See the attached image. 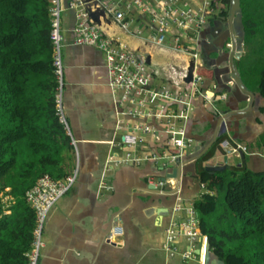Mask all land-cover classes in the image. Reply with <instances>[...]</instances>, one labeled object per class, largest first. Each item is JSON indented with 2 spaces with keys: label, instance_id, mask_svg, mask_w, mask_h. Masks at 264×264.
Returning a JSON list of instances; mask_svg holds the SVG:
<instances>
[{
  "label": "crops",
  "instance_id": "0c3cea01",
  "mask_svg": "<svg viewBox=\"0 0 264 264\" xmlns=\"http://www.w3.org/2000/svg\"><path fill=\"white\" fill-rule=\"evenodd\" d=\"M191 1L182 0L179 5L184 6ZM206 2L209 1L194 0V6L205 9ZM133 14L136 24L144 28L142 38L125 35L114 24L108 26L109 32L117 33L133 49L150 51L145 41L148 39L147 18L141 19L143 17L135 11ZM62 26L65 39L62 48L66 77L65 108L73 137L77 140L76 159L68 160L65 170L69 174L78 167L79 172L75 186L48 215L44 231L45 248L39 264H203L207 248L205 240H198L195 260L186 261L181 256L189 245L184 236L176 241V254L170 255L163 249L165 231L175 216V204L180 201L192 204L200 198L202 190L196 174L200 160L182 167L181 179H177L179 194L176 196L158 194L157 189H151L153 185H149L148 180L163 179L170 174L169 169L174 170L178 165L164 169L144 163L107 170L105 162L110 152L107 142L119 140L121 131L115 132V108L107 85L105 58L95 48L72 44L75 26L72 10L63 13ZM204 27L203 38L210 43L203 46L201 64H205V59L211 64L215 61L218 70H222L225 82L222 86L227 87L223 93L227 95L226 100L218 102L226 105L227 109L208 106L202 98L194 101L186 123L188 136L195 141L194 153L201 158L207 155L206 160L211 159L207 165H223V147H216V141L225 136V139L248 145L252 152H258L252 156L245 154L240 159L241 162L245 160L247 168L252 171L263 172L264 146L260 147L259 143V137L264 134V115L260 112L263 101L254 92L255 98L248 100L232 83L229 63L224 65L230 56L229 48L228 53H224L228 40L221 41L222 33L228 36L227 30L219 25L218 20L212 26L206 24ZM213 54L219 56L211 59ZM153 60L169 63L176 59L172 52L166 50L161 55L154 53ZM188 61L193 64L191 58ZM210 84L205 81L203 86L208 88ZM146 147L159 152L161 141L149 142ZM116 154L121 156L122 151L116 150ZM70 155L73 156V152ZM187 172L192 175L187 177ZM4 200L8 206L13 203L10 196ZM179 216L183 218V213ZM115 224L120 225L124 234L116 241H110L109 235Z\"/></svg>",
  "mask_w": 264,
  "mask_h": 264
},
{
  "label": "built area",
  "instance_id": "2783aa9c",
  "mask_svg": "<svg viewBox=\"0 0 264 264\" xmlns=\"http://www.w3.org/2000/svg\"><path fill=\"white\" fill-rule=\"evenodd\" d=\"M181 1L50 0L53 67L58 84L55 94L56 116L71 139L70 144L75 151L77 140L73 137L65 108V67L62 55L65 39L61 32L64 12L72 10L75 14L72 44L95 48L104 55L107 85L115 108V132L121 131L119 140L112 139L107 142L110 146L105 162L107 170L120 166H140L144 163L155 164L164 169L172 163L182 167L193 163L197 156L193 150L195 141L188 136L186 123L193 110L194 101L202 98L207 105H211L226 100L227 94L216 95L217 84L213 83L204 88L203 84L207 79L199 74L204 65L198 58L202 57L203 46L210 43L203 37L199 40V29L208 24L206 16L216 15L219 8L212 1L206 2L205 9L195 7L194 0L186 2L184 6L179 5ZM134 11L147 18L145 24L148 39L145 41L150 51L133 49L117 33L109 32L108 26L114 24L123 34L131 38H142L144 28L136 24ZM193 21H197L195 30H192ZM194 34L197 35L196 39L192 37ZM189 45H192L190 49ZM227 48L233 50L235 42L232 45L227 44ZM166 50L174 54V62L153 60L154 53L161 55ZM188 58L193 60L192 65ZM180 120L185 124L179 127ZM159 141V152L146 147L149 142ZM221 145L228 158L251 155L246 145L233 140H225ZM116 150L122 151L121 156L113 153ZM78 172V167H75L63 179H54L50 174H44L26 192V201L36 215L31 248L26 253L27 264L40 263L45 248L44 231L48 215L57 202L75 186ZM172 172L169 169L168 173ZM163 179L150 178L148 184L153 185L160 195H178V180L167 178L166 175ZM167 185L169 189L166 191ZM201 190V195L208 192L206 183L201 184ZM4 202L6 203L5 200ZM184 211L187 213L185 219L179 216ZM173 214L175 216L165 231L163 249L170 255L176 254V241L184 236L189 245L181 256L186 261L195 260L197 255L194 250L198 240L202 239L207 243L208 238L201 234L194 203L185 207L180 201L175 204ZM123 234L120 225L115 224L109 240L116 241Z\"/></svg>",
  "mask_w": 264,
  "mask_h": 264
},
{
  "label": "trees",
  "instance_id": "16d2710c",
  "mask_svg": "<svg viewBox=\"0 0 264 264\" xmlns=\"http://www.w3.org/2000/svg\"><path fill=\"white\" fill-rule=\"evenodd\" d=\"M212 3L222 11L211 26L228 17L231 0ZM49 11L50 0H0V264H27L36 215L26 192L49 168L57 178L69 175L63 161L75 153L56 116ZM241 20L246 51L235 66L246 88L261 97L264 115V0H241ZM218 71L207 62L199 74L221 95L227 87ZM225 140L217 139L216 147ZM259 143L264 146V134ZM247 147L250 156L258 155ZM206 159L199 158L196 174L208 192L194 202L202 236L225 264H264V171H252L243 160L230 171L209 172L202 166ZM6 196L13 200L9 206Z\"/></svg>",
  "mask_w": 264,
  "mask_h": 264
},
{
  "label": "water",
  "instance_id": "95a60500",
  "mask_svg": "<svg viewBox=\"0 0 264 264\" xmlns=\"http://www.w3.org/2000/svg\"><path fill=\"white\" fill-rule=\"evenodd\" d=\"M227 22L229 24V30L231 33V37L235 42V48L231 51L229 59H228L230 73L233 77L232 81L235 85L238 86V88L241 90V92L246 96L248 100L254 99L255 97H254L253 92L249 91L246 88L235 66V60H239L243 56V52H244V41H243L244 34L242 30V20H241V0H231ZM221 27H222V24H221ZM216 65L217 64L213 62V66H216ZM199 158H201L200 155L195 156L196 160L194 159L193 164H196ZM228 168H230V166L228 164L227 156H224L223 165L218 164V165L205 166V169L209 172H223ZM181 171H182V165H178L177 168H175L171 174L167 175V178L173 177V178L180 180ZM165 182H166V179H165ZM151 189L155 190V187L151 186ZM203 264H225L223 260L215 257L212 254L208 240H207V248H206V251L204 252Z\"/></svg>",
  "mask_w": 264,
  "mask_h": 264
},
{
  "label": "rangeland",
  "instance_id": "374dc122",
  "mask_svg": "<svg viewBox=\"0 0 264 264\" xmlns=\"http://www.w3.org/2000/svg\"><path fill=\"white\" fill-rule=\"evenodd\" d=\"M209 2H211L212 0H208ZM219 6L220 7H223V5L219 2ZM217 16V15H216ZM142 17V16H141ZM214 16H211V17H208V16H206V20H210V19H212ZM141 19H144V17L143 18H141ZM196 25H197V21H193L192 22V30H195V28H196ZM206 30V28L204 27V25L203 26H201V28L199 29V31H200V35H199V40L200 39H202V37H203V33H204V31ZM61 32L63 33V26H62V24H61ZM230 34L231 33H229V35H228V39H232V37H230ZM194 39H196L197 38V35L196 34H194L193 36H192ZM227 43L229 44H231L232 45V41H230V40H228L227 41ZM192 47V45H189V49ZM231 48H232V46H231ZM203 49V48H202ZM231 51H232V49H230V53H231ZM245 51H246V49H245V46H244V52H243V54H245ZM224 53H228V49H224ZM203 54H204V52H203ZM219 55H217V54H213L212 55V57H210L211 59H214V58H216V57H218ZM200 58L201 57H199L198 58V60H199V62L201 63V60H200ZM210 63V62H209ZM228 63L229 62H227V63H225L224 65H228ZM207 64V62H206V59H205V64H204V66ZM221 66H223V65H221ZM65 82H66V77H65ZM216 93H217V91H216ZM65 95H66V91H65ZM208 106H211V107H218V108H221V109H227V106L226 105H224L223 103H220V102H214V104H211V105H208ZM185 123H184V121L183 120H180L179 121V123H178V126L180 127V126H183ZM164 152L166 151V149L165 150H163ZM76 152V151H75ZM221 152L223 153V155L225 154L222 150H221ZM113 153L114 154H116V151H113ZM225 156V155H224ZM104 157H105V154H104ZM74 158L76 159V156H75V153L73 154V156L72 155H65V158H64V165L63 166H65V162H67L68 160L71 162L72 160H74ZM229 166L232 168V167H236L240 162H241V159L240 158H238V157H236V156H230L229 158ZM210 162H211V159H209V160H203L202 161V163H203V165L205 166V165H207V164H210ZM176 165L174 164V163H172L171 164V167L172 168H174ZM54 169V168H53ZM53 169H48L47 170V174H52L54 177V179H62L61 177H62V175H63V172H61L60 174H59V176H58V178H57V174H56V172H55V169L53 170ZM229 171H230V169H228ZM192 175V173L190 172H187V174H186V176L187 177H189V176H191ZM241 175V172L240 171H237V175H236V178H238L239 176ZM40 178V177H39ZM38 181V180H37ZM37 183V182H36ZM169 189V186L167 185L166 186V188H165V190L167 191ZM189 204H185V207H187ZM30 206V205H29ZM31 207V206H30ZM32 208V207H31ZM263 209H264V204H263ZM187 217V213H186V211H184L183 212V219H185ZM201 259H203V258H201Z\"/></svg>",
  "mask_w": 264,
  "mask_h": 264
},
{
  "label": "flooded vegetation",
  "instance_id": "af4514ba",
  "mask_svg": "<svg viewBox=\"0 0 264 264\" xmlns=\"http://www.w3.org/2000/svg\"><path fill=\"white\" fill-rule=\"evenodd\" d=\"M221 11L222 10H219V15H220V13H221ZM218 15V16H219ZM219 18V17H218ZM227 19H228V17L225 19V20H222V19H218V23H219V25L221 26V24H222V26L224 27V29H226L227 31L226 32H228V35H229V33H230V30H229V24H228V22H227ZM229 30V31H228ZM223 34V36H222V42L225 40V41H227V40H230V41H232V42H234V40L233 39H228V36H227V34L226 33H222ZM230 37H231V34H230ZM225 45L227 46V43H225Z\"/></svg>",
  "mask_w": 264,
  "mask_h": 264
},
{
  "label": "clouds",
  "instance_id": "9594fccd",
  "mask_svg": "<svg viewBox=\"0 0 264 264\" xmlns=\"http://www.w3.org/2000/svg\"><path fill=\"white\" fill-rule=\"evenodd\" d=\"M218 20V19H217ZM224 78V77H223ZM231 81H232V79H231ZM233 83V82H232ZM234 84V83H233Z\"/></svg>",
  "mask_w": 264,
  "mask_h": 264
}]
</instances>
